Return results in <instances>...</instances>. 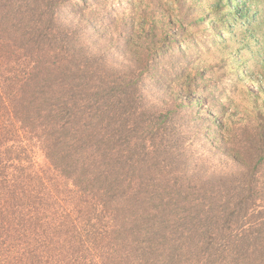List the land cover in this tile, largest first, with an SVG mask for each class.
<instances>
[{"label":"trees","instance_id":"16d2710c","mask_svg":"<svg viewBox=\"0 0 264 264\" xmlns=\"http://www.w3.org/2000/svg\"><path fill=\"white\" fill-rule=\"evenodd\" d=\"M246 3L220 0L191 24L213 16L203 31L166 36L136 73L90 43L109 0H0V264H264V112L227 124L259 63L251 96L264 97L262 47L240 56L258 42ZM197 56L226 82L199 86ZM152 82L207 101L159 107Z\"/></svg>","mask_w":264,"mask_h":264},{"label":"rangeland","instance_id":"374dc122","mask_svg":"<svg viewBox=\"0 0 264 264\" xmlns=\"http://www.w3.org/2000/svg\"><path fill=\"white\" fill-rule=\"evenodd\" d=\"M109 0V7L114 9V13L108 15L111 17V21H107L103 27L96 26L89 33L91 44H95V51H98L101 56L107 59L114 70L132 69L136 73L141 71L144 67V57L149 51H153L154 48H158L163 39L166 36H178V39L189 40L193 38L198 32L203 31L208 25L205 23L213 16L206 17L207 21L204 23H198L192 25L198 19L204 18L212 7L216 6L220 0ZM246 1L247 5H251V9H259L261 11L259 22L257 26L250 27V31L254 33L258 42L250 43V49H254L250 56L246 55V52H240V56L243 60L252 59L255 56L256 49L260 45L264 53V0H240V3ZM93 17V23L98 20V14L105 11V8L99 6L97 8H91ZM96 24V23H95ZM205 25V26H204ZM185 30L182 33V30ZM238 40L233 44H227L225 51L231 52L235 49L234 46H238V42L245 36L242 31H239ZM132 39V41H131ZM202 40V39H199ZM129 41V42H127ZM258 45V46H257ZM201 46V45H199ZM199 48V47H198ZM225 57V55H223ZM197 66L195 65L194 73H198L199 86L202 79L211 82V86L219 85V83H225L227 78L222 80L220 69L215 68L211 74L204 72L215 63V59H200ZM164 67H166L165 61H163ZM233 67V66H231ZM234 68V67H233ZM263 67L259 63L253 68V75L248 81H243L238 87V91L231 98L234 103L232 108L227 112L228 127L229 129H237L239 127V121L242 119L252 120L254 119L258 111L264 112V97L260 96L257 101L253 100L251 93H258L261 88L258 83L262 78L259 71H262ZM187 83L185 87L180 82L175 86H167L162 83L156 84L152 82L150 85V101L159 107L165 105L167 108L173 107L174 99L187 100L193 102L195 100L205 103L206 97L202 94L187 93ZM176 103V102H175ZM177 105V104H176ZM203 105V104H202ZM205 109V108H204ZM186 111V110H184ZM196 110L192 109L189 113V121L191 115H195ZM185 114V112H184ZM198 116V115H197ZM185 117V115H184ZM184 119L183 117H180ZM199 132L204 127L201 121H206L205 115H199ZM206 122L205 124H207ZM237 125V126H235ZM199 147L201 144L199 143ZM213 155V154H212ZM34 161L39 164H44V158L42 154L37 151L33 157ZM214 164V162L212 163ZM196 165V162H193Z\"/></svg>","mask_w":264,"mask_h":264}]
</instances>
